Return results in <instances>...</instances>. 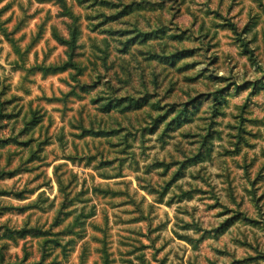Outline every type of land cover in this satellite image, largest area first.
I'll list each match as a JSON object with an SVG mask.
<instances>
[{
  "label": "rangeland",
  "instance_id": "obj_1",
  "mask_svg": "<svg viewBox=\"0 0 264 264\" xmlns=\"http://www.w3.org/2000/svg\"><path fill=\"white\" fill-rule=\"evenodd\" d=\"M0 264H264V0H0Z\"/></svg>",
  "mask_w": 264,
  "mask_h": 264
}]
</instances>
